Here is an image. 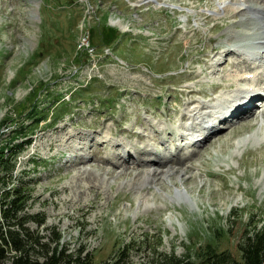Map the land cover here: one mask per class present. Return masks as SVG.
Wrapping results in <instances>:
<instances>
[{"label": "rangeland", "instance_id": "1", "mask_svg": "<svg viewBox=\"0 0 264 264\" xmlns=\"http://www.w3.org/2000/svg\"><path fill=\"white\" fill-rule=\"evenodd\" d=\"M218 4L0 0V127L27 117L32 103L43 107L29 113L38 127L14 157L15 175L32 185L26 212L45 218L44 225L27 226L45 241L60 232L70 251L86 246L97 262L134 240L133 264H152L157 235L165 252L184 255L212 241L238 253L245 231L264 225L262 98L243 107L238 101L239 109L227 112L231 101L238 103L232 96L219 103L225 111L213 135L194 143L176 138L190 122L189 106L216 105L215 95L232 92L233 85L214 95L189 89L212 91L243 64L234 48L224 56L220 47L239 18L216 17ZM87 35L98 48L93 61L78 50ZM72 89L76 101L67 94ZM257 93H242L240 101ZM63 94L66 105L57 107ZM145 145L176 164L160 180L168 191L130 184L136 168H147L138 156ZM175 188L186 189L189 200L177 198ZM149 190L147 205L140 195Z\"/></svg>", "mask_w": 264, "mask_h": 264}, {"label": "trees", "instance_id": "2", "mask_svg": "<svg viewBox=\"0 0 264 264\" xmlns=\"http://www.w3.org/2000/svg\"><path fill=\"white\" fill-rule=\"evenodd\" d=\"M73 93V92H72ZM64 98V94L62 95ZM73 100L76 97L72 96ZM36 100L33 99V102ZM58 101V100H57ZM57 107L64 106V102H56ZM56 108V107H55ZM34 110H43L40 104L32 103L29 110L24 112L20 119H12L5 125L9 134L4 135L0 127V264H133L131 249L134 240L120 246L114 254L104 260L95 262L94 256L86 246H79L70 251L63 242V234L57 232L51 242L45 241L42 234L31 230L28 222L35 221L44 225L45 218L39 214L28 215L26 208L30 200L32 185L16 176L17 160L15 152L22 148L24 142L31 141L30 135L36 132L37 127L31 126L33 117L29 115ZM40 116L34 121L36 124L48 119L50 113ZM5 121V120H4ZM3 122V121H2ZM31 127V128H30ZM10 135V136H9ZM9 136V138H7ZM21 138L23 140L19 141ZM13 151V153H8ZM33 158L31 163L35 164ZM252 230H246L237 244L238 253L228 248L219 249L212 241L192 247L184 255L174 250L165 252L158 250L162 243V235L154 237L152 264H264V225ZM145 239L150 234L145 232ZM133 243V244H131Z\"/></svg>", "mask_w": 264, "mask_h": 264}, {"label": "bare ground", "instance_id": "3", "mask_svg": "<svg viewBox=\"0 0 264 264\" xmlns=\"http://www.w3.org/2000/svg\"><path fill=\"white\" fill-rule=\"evenodd\" d=\"M218 5H220L221 8L218 6L215 8L216 17L221 16L218 14L223 13L225 14L223 15L224 18L226 17V15L229 18L233 19L239 18V20H236L233 25L231 24L232 26L229 30L226 41L222 43L220 47H225V51H227V47L229 48V51L234 48V51L239 53L241 57H246L247 61L245 60L243 64H235L234 62L235 68L228 74V77L231 81H219L214 83L212 85V91H208L204 87H193L189 89V91L192 90V92H195L194 94H196L197 92H204L206 94L208 93L214 95V90L227 88L228 86L233 85L231 86L233 87L232 92H220L219 94L215 95V99H217L218 101V104L216 105L203 102L194 104V106L192 107L189 106L190 115L192 116L191 119L189 117L190 122H188L187 125L195 127L199 126V128L201 129V132L199 134L205 133V135L207 136H211L215 133L214 130L218 126H216L214 123L222 118L223 114L221 112L225 111V108L220 107L219 103L222 104V102H225L226 100H231V97L233 96L232 98H235L236 102L239 101L242 107L247 106L248 102L252 99L245 98L241 99L240 101V96L242 95V93H245L247 91L251 92L254 89H256L257 92H260L261 89L256 88L255 85H258L259 87L264 89V61L260 60L264 53V0H219ZM220 47H214V49L219 50ZM254 54L258 57V59H255L253 62H251L249 58ZM254 66H257V68H254ZM195 75L196 74H193V76ZM252 84L255 85L251 86ZM239 102L235 103L234 101H231V105H227V112H233L239 109ZM216 112L219 113V117L215 118L214 123L211 122V125L208 124L206 126H202V122L205 120L204 118ZM260 122L264 123L263 113ZM192 137L193 136L191 135L190 139H192ZM200 137H197L194 142L197 141ZM177 140H179V138ZM148 145H145L144 150L138 153V156L144 161V166H147V168H136V173L131 176L129 182L132 186H136L138 190L140 187L148 184L150 185V187L155 185V188L153 189L154 192L166 191L167 189L164 190L165 187H163L164 185H162V182L164 181L160 180L163 176H168L170 173L166 172L174 170L176 168V164H170L172 162H170L171 159L167 155H162L160 153L153 152L152 150L148 151ZM179 159L181 158H177V160ZM161 162H167L166 166L161 167ZM82 163L83 164L81 166L84 168V165H86L87 162ZM179 168V172L183 171V167ZM159 182L161 183L160 186H158ZM169 189L171 190V188ZM173 191L176 193L177 198H184L185 200H189L186 194V189L175 188ZM169 195L172 196L171 194ZM151 198L152 197L150 196V190L149 192L140 195L141 202L146 203L147 205L152 201Z\"/></svg>", "mask_w": 264, "mask_h": 264}]
</instances>
